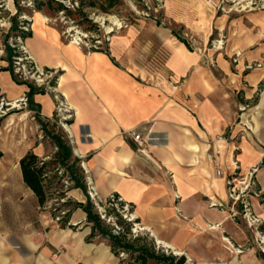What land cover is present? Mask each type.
<instances>
[{
    "label": "crops",
    "instance_id": "crops-1",
    "mask_svg": "<svg viewBox=\"0 0 264 264\" xmlns=\"http://www.w3.org/2000/svg\"><path fill=\"white\" fill-rule=\"evenodd\" d=\"M184 24L186 40L197 42L199 34L204 50L209 30ZM37 26L26 46L55 81L53 89L35 93L27 107L0 120V264L119 262L110 246L88 244L91 227L72 230L89 225L86 214L73 208L87 201L80 188L71 182L51 189L54 180L49 185L50 199L71 205L65 224L71 229H64L46 211L48 202L40 207L25 186L21 157L31 151L50 161L57 152L36 115L49 130L67 132L85 184L89 179L100 199L121 197L143 231L166 243V251L179 252L185 264H264L248 226L232 214L226 187L237 161L242 172L259 166L256 186L264 194V11L218 20L215 29L226 38L214 60L189 50L166 27L130 28L113 38L109 52L86 53L57 29ZM7 48L5 42L0 69L9 66ZM28 92L10 70H0V98L20 101ZM131 131L152 138L143 153ZM58 168L47 180L58 176ZM251 202L264 234V198ZM99 246L111 257L102 261Z\"/></svg>",
    "mask_w": 264,
    "mask_h": 264
},
{
    "label": "rangeland",
    "instance_id": "rangeland-1",
    "mask_svg": "<svg viewBox=\"0 0 264 264\" xmlns=\"http://www.w3.org/2000/svg\"><path fill=\"white\" fill-rule=\"evenodd\" d=\"M60 5L63 7L61 8ZM17 10L19 12L16 18L18 27H28L29 30L35 29L38 27V24L44 27H53L59 31L62 39L66 43L83 49L86 53L96 50L92 47L96 39L101 41L97 46L100 47L99 50L109 52L113 38L130 28L144 32L145 30L143 29L151 26L166 27L179 33L182 37H185L184 39H187V36L183 34L185 29L189 30V27H186L184 23L199 28L201 27L202 29L207 28L210 35L208 36L207 43L202 44L204 50L200 49L201 39L199 38V34L195 35L197 42L192 40L188 43L193 45L192 47L190 46L191 50H196L199 53L202 51L203 57L207 56L209 59L214 60L218 51L214 47L215 42L222 39L225 44L226 38L225 34L223 35L219 30L215 29L217 21L224 18V16L229 19L237 17L239 14L248 10L264 11V0H118L112 7L109 6V0H0V55H4L3 47L5 42H7L12 55L13 51L22 53L19 61L20 65L17 66V69L19 68L21 72H30V65L27 60L28 55L23 50V48L28 50L26 40L20 42L12 33L7 34L12 24L10 18L15 15ZM119 24L122 25V28H117ZM108 28L113 29L110 35L105 34L109 30ZM77 35L82 37L83 35L87 36L84 39L85 44L77 46L74 43L73 38ZM107 36L110 37L108 42L105 41ZM138 36L141 37L139 34ZM13 111L17 112L13 109L4 115L0 113V120L8 118ZM50 130L62 135L68 141L67 132L63 127H50ZM53 180L51 189L56 188L58 190L65 188L62 182L63 180L59 175L55 176ZM51 197L55 196L51 195ZM101 200L103 202H99V206L103 208L105 199ZM62 203L61 201L55 203L53 199H50L46 205V211L51 216L53 215L52 218L55 222H59L60 224L62 223V218L65 217L66 210L71 207V205L62 206ZM92 203L94 204V211L100 216V210L93 200ZM104 210L105 218L102 219L100 216L103 224L109 229H114L115 226L119 227L117 232H120L126 240L136 245L145 244L153 247L161 255L175 257L176 259L181 257L161 248L143 230H137V236L133 237L131 228H134V226L132 223L126 222L116 210L114 211L110 207H105ZM57 217L60 218L59 221H57ZM109 218L111 220H108ZM242 225L246 228L245 224ZM91 226L92 224L89 223V225L82 226L81 228L79 226L73 227L72 230L74 232L84 233ZM65 228L70 227L66 225ZM246 231L251 246L254 247L252 232L248 228H246ZM85 239L90 240L88 244H104L106 247H109L107 239H103L100 236L89 238V234H87ZM126 254L127 258L123 260L125 263L134 260L135 254ZM113 256L116 260H119L118 264H122L119 254H113ZM148 264L170 263L168 261L156 262L149 260Z\"/></svg>",
    "mask_w": 264,
    "mask_h": 264
},
{
    "label": "trees",
    "instance_id": "trees-1",
    "mask_svg": "<svg viewBox=\"0 0 264 264\" xmlns=\"http://www.w3.org/2000/svg\"><path fill=\"white\" fill-rule=\"evenodd\" d=\"M118 0H109V6L112 7L116 4ZM62 8L63 6L60 5ZM39 9V8H38ZM17 14H19L18 10L15 15H13L11 20L10 31L15 37H20L22 40H25L27 37L31 35V30L22 31L18 27V23L16 21ZM172 34L185 46L191 50V47L186 39H184L179 33L172 30ZM9 66L7 69L0 70H10L13 76L14 81L21 85L27 84L29 87V92L26 95L28 100L32 98L35 93L44 92V89L36 87L32 82L28 80L18 79L17 75L14 73L11 62V52L9 48ZM36 120L39 123L41 130L43 133L53 142V144L57 148V152L52 157L50 161H43L38 156H36L33 152L28 151L21 159L19 160V168L21 170L23 182L26 187H28L36 196L37 202L40 207H44L45 204L50 199L48 195L49 185L53 182L55 175H52L50 180H47L45 177L48 171H53L57 166L63 169L64 173L67 174L71 182L73 183L74 188H80L85 195L87 196L86 203H73V208H79L86 214V221L91 226V233L89 238H94L95 236H100L103 239H107L109 242V246L111 252L116 255L120 252L135 254L134 260L129 261L126 264H148L149 260H154L156 262L168 261L170 264H184L186 259L184 256L179 258L170 257L166 255L158 254L153 247H149L145 244L136 245L129 240H126L120 232L114 231V229H109L106 227L100 216L94 211V204L90 200L87 193V186L85 184L84 178L78 167V159L72 157L71 146L68 141L64 139V137L58 133H54L50 131L47 127V124L38 119V115H36ZM70 209L65 217L62 219L61 226L65 227V224L69 218L71 213ZM89 242V239H86ZM261 256V255H260ZM261 258H263L261 256Z\"/></svg>",
    "mask_w": 264,
    "mask_h": 264
},
{
    "label": "built area",
    "instance_id": "built-area-1",
    "mask_svg": "<svg viewBox=\"0 0 264 264\" xmlns=\"http://www.w3.org/2000/svg\"><path fill=\"white\" fill-rule=\"evenodd\" d=\"M16 14V13H15ZM27 25V23H26ZM21 30L28 31V27H19ZM26 28V29H25ZM122 28V25L119 24V27ZM113 29L107 30L105 32L106 35H110ZM87 38L86 35L80 36L77 35L73 38L74 43L77 46H80L84 43V39ZM20 42L23 40L20 37H16ZM110 37L107 36L105 38V41H109ZM101 41L97 40L94 41V44L92 47L96 50H99L100 47H97L98 44H100ZM215 49L221 50L223 48V41L217 40L215 42ZM13 48V47H12ZM24 52L28 55V63L30 65V72H21L20 69H17V66L20 65L19 61L21 59L22 53H19L17 51H13V55L11 57L12 62V68L15 74H18L17 76L19 79L22 80H28L32 82L36 87L51 90L53 89V81H55L53 77V73L51 71H48L46 69H43L37 65V63L34 61L33 57L30 55L29 51L27 49H24ZM25 57V55H24ZM236 58V57H235ZM233 59L235 62L236 59ZM245 69H253V66L246 65ZM28 98L27 96H24L20 99V101L15 102H7L3 98H0V113L1 114H7L6 112L10 110H19L22 107L28 106ZM5 106V108H4ZM65 127V125H63ZM131 135L132 140L135 142L138 151L144 152L147 148L150 141H152V138L147 136H143L140 133H137L135 131H131L129 133ZM259 170V166H252L250 167L246 172H242L240 169V166L237 161H234L232 164V169L230 171V174L226 178V187H227V196L229 198V206L231 207V211L233 215L240 216L248 228H250L253 231L254 234V245L256 249L260 252L261 255L264 256V234L260 230V220L257 218L253 211V205L251 202V199L257 198V199H263L264 194L257 189L256 186V174ZM56 173L62 178V182L64 185V189H67L68 186L71 185V181L69 178L65 177L63 169H56ZM87 193L90 198V200L94 201L97 208L100 210V216L102 219L105 218V207H110L112 210H116L124 220L128 223H132L134 228H131V232L133 234V237L137 236V230H140L139 223L136 220V217L134 216L133 210L131 206L127 203H125L121 197H119L116 194H110L105 200H104V207L101 208L99 206V202H103L99 196L97 195L95 188L91 181L87 179ZM66 191V190H64ZM58 194V192H56ZM64 199H61L63 201ZM60 218L57 217V221H59ZM108 220H111L109 218ZM116 228V229H115ZM119 227L115 226L114 231H118ZM141 231V230H140ZM121 261L125 260L127 258V254L125 252L119 253Z\"/></svg>",
    "mask_w": 264,
    "mask_h": 264
},
{
    "label": "bare ground",
    "instance_id": "bare-ground-1",
    "mask_svg": "<svg viewBox=\"0 0 264 264\" xmlns=\"http://www.w3.org/2000/svg\"><path fill=\"white\" fill-rule=\"evenodd\" d=\"M108 29L110 30L111 28H108ZM10 121H11V120H10ZM134 216H135V215H134ZM139 229H140V230H145L146 228L140 226ZM156 243H157L159 246L163 247V248H168V247H169L166 243H163V242H161V241H159V240H157ZM97 249L100 251V259H101L102 261L105 260L107 257H111L110 254H109V252H108V250H107V248H106L105 246H99ZM174 253H175L176 255H180V253L177 252V251H175Z\"/></svg>",
    "mask_w": 264,
    "mask_h": 264
}]
</instances>
